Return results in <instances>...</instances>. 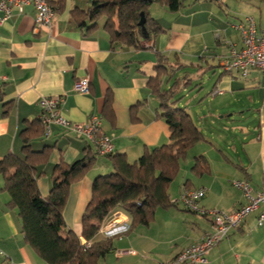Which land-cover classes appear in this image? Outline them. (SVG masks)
<instances>
[{"label": "crops", "instance_id": "1", "mask_svg": "<svg viewBox=\"0 0 264 264\" xmlns=\"http://www.w3.org/2000/svg\"><path fill=\"white\" fill-rule=\"evenodd\" d=\"M92 1L65 0L63 10H55L50 31H35L33 6L0 25V89L5 95L0 103V156H22L20 134L27 126L25 122L39 118L41 99L64 96L61 112L70 122L84 124L93 114L100 116L103 130L115 145V154H125L130 163L136 162L146 150L170 142L169 125L158 117L160 103L149 81L157 74V54L171 62L177 57L193 66L177 77L194 79L193 85L180 94L178 105L186 108L206 141L195 145L181 161L179 174L168 190L170 201L177 202L185 189L203 188V209L231 212L241 207L245 197L234 182L247 181L255 190L264 188V73L253 68L242 76L226 71L222 61L231 46L242 48L236 26L247 17H253L259 33L264 34V1L221 0L219 5L189 0L175 14L155 4L151 15L165 31L152 40H143V50L123 44L112 48L110 36L103 29L105 19L99 21L97 31L85 36L71 12L74 8L88 10ZM209 72L214 74V86L211 97L201 102L198 81L201 84ZM83 77L91 80L86 95L74 91L75 82ZM162 80L163 89L173 84L168 77ZM216 89L220 93L215 94ZM109 92L113 115L104 111ZM5 102L13 103L6 117ZM138 104L141 107L133 115L131 109ZM31 147L34 151L53 148L47 164L39 167L44 172L37 181L43 196L51 191L53 168L61 159L73 164L84 157L87 147L96 156L84 139L59 127H54L50 138L42 135L32 139ZM198 156H204L210 167V173L202 177L192 172ZM96 158L88 175L71 185L63 213L67 226L79 236L94 180L113 172L109 157ZM3 188L4 178L0 176V250L7 255L0 256V264L7 258L12 264H47L25 242L19 211L7 206L10 196ZM182 207L178 202L174 208H158L149 225H139L114 238L113 249L99 264H162L212 231L208 218ZM125 216L131 225L132 218ZM257 217L258 212L250 214L212 248L206 264H264V226L257 225Z\"/></svg>", "mask_w": 264, "mask_h": 264}, {"label": "trees", "instance_id": "2", "mask_svg": "<svg viewBox=\"0 0 264 264\" xmlns=\"http://www.w3.org/2000/svg\"><path fill=\"white\" fill-rule=\"evenodd\" d=\"M64 1L49 0V4L54 10L62 11ZM188 1L93 0L88 10L74 8L71 13L77 27L85 31V36L97 31L99 21L105 19L103 29L110 36L112 48L123 44L143 50V40H152L165 31L151 15V7L158 4L175 14L184 9ZM203 1L222 5L221 0H193V3ZM142 13L146 18L148 36L139 25ZM157 61V74L150 78L149 87L160 103L158 117L169 125L170 142L146 150L134 163H130L125 154L109 157L113 172L94 180L92 198L82 220L81 236L67 226L63 213L71 185L81 182L97 162L90 147L85 149L84 157L73 164L61 159L54 166L52 188L47 196L41 194L37 181L44 175L39 167L47 164L53 148L34 151L31 147V140L43 135L40 118L25 122L27 126L20 134L22 156L15 153L0 156V176L4 178L2 191L10 196L7 206L18 209L25 242L47 264H99L113 249L114 238H97L102 221L112 211H122L132 218L125 233L128 234L139 225H149L158 208L177 207V203L170 201L169 187L179 174L181 161L195 145L206 139L186 108L178 105L180 94L193 85L194 79L188 75L180 78L177 74L193 66L183 64L177 57L171 62L160 54H157ZM163 77L173 80L170 88H162ZM4 99V92L0 89V103ZM3 105L6 117L13 103L5 102ZM139 107L141 104L131 109L133 115ZM104 111L105 114L114 113L110 92L106 96ZM192 172L198 177L210 173L204 156L195 158ZM81 237L91 243L90 247L81 243Z\"/></svg>", "mask_w": 264, "mask_h": 264}, {"label": "built area", "instance_id": "3", "mask_svg": "<svg viewBox=\"0 0 264 264\" xmlns=\"http://www.w3.org/2000/svg\"><path fill=\"white\" fill-rule=\"evenodd\" d=\"M29 6H33L36 12L35 31H50L54 26L56 11L49 4V0H0V25L16 14H24ZM236 29L241 37L242 48L231 46L229 55L222 61L224 69L236 71L242 76H247L253 68L264 73V34L259 33L256 20L247 17L244 22L236 26ZM90 84V78L83 77L75 82L74 91L84 95L89 94ZM214 93L220 91L216 89ZM64 103V96L41 99L39 118L43 126V136L52 137L54 127H59L84 139L99 158H108L115 154V145L111 136L103 130L102 118L93 114L84 124L72 123L61 112ZM234 185L242 190L245 203L231 212L203 209L200 205L206 196V190L203 188L185 189L182 192L175 203L180 202L187 211L208 218L211 221L212 231L162 264H206L207 253L225 240L232 230L239 228L254 212H258L257 225L264 226V188L255 190L247 181H236ZM129 228L130 224L125 214L122 211H112L102 221L98 236L105 239L119 237L128 232ZM81 243L87 247L91 245L84 239H81ZM4 264H12V261H5Z\"/></svg>", "mask_w": 264, "mask_h": 264}, {"label": "rangeland", "instance_id": "4", "mask_svg": "<svg viewBox=\"0 0 264 264\" xmlns=\"http://www.w3.org/2000/svg\"><path fill=\"white\" fill-rule=\"evenodd\" d=\"M261 14H262V18L261 19H262L263 24H264V10H262ZM257 20H258V22L260 21L259 18ZM213 76H214V74L209 72V73L205 74L203 76V78L200 80L201 84L198 81L199 86L197 88H199V89H198L197 92H198V98H199V100H201V102L205 101V100H208L211 97L210 92H211V90L213 89V86H214V83H213V80H212ZM1 252H2V254H1ZM0 256H2L4 258L7 257V255L2 250H0ZM6 261L9 262L10 260L7 258Z\"/></svg>", "mask_w": 264, "mask_h": 264}, {"label": "water", "instance_id": "5", "mask_svg": "<svg viewBox=\"0 0 264 264\" xmlns=\"http://www.w3.org/2000/svg\"><path fill=\"white\" fill-rule=\"evenodd\" d=\"M139 25L141 26L144 35L148 36V32H147V29H146V18H145L144 13L141 14V20L139 22Z\"/></svg>", "mask_w": 264, "mask_h": 264}]
</instances>
